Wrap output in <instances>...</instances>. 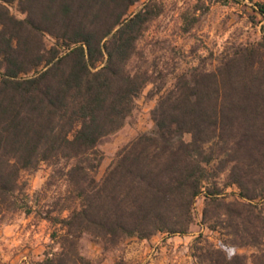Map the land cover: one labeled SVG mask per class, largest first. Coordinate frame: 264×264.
Wrapping results in <instances>:
<instances>
[{
	"label": "trees",
	"instance_id": "obj_1",
	"mask_svg": "<svg viewBox=\"0 0 264 264\" xmlns=\"http://www.w3.org/2000/svg\"><path fill=\"white\" fill-rule=\"evenodd\" d=\"M138 1L0 0V221L33 211L20 198L23 174L46 163L65 192L40 211L54 245L35 264H91L85 236L111 248L187 234L198 197L200 224L218 241L200 231L196 261L264 264V32L196 64L160 67L141 41L162 7L147 0L130 11ZM148 84L151 129L97 178L98 143Z\"/></svg>",
	"mask_w": 264,
	"mask_h": 264
},
{
	"label": "rangeland",
	"instance_id": "obj_2",
	"mask_svg": "<svg viewBox=\"0 0 264 264\" xmlns=\"http://www.w3.org/2000/svg\"><path fill=\"white\" fill-rule=\"evenodd\" d=\"M146 1L139 0L130 11L138 10ZM156 1L162 11L151 22L141 45L149 61L159 62L160 67L196 64L209 56L210 51L216 55L227 45L248 42L264 32V17L255 11L253 5L255 1L264 5V0ZM210 59L207 58L206 62ZM151 89V84L143 88L124 125L98 143L103 158L95 173L97 178L119 147L139 133L151 129L150 111L156 101ZM185 138L189 136L185 135ZM50 174L51 167L46 163L23 174L25 194L20 198L27 201L33 211L27 214L23 209H17L0 221V264H35L43 258L50 245H54L50 234L55 226L43 219L40 211L53 204L57 196L64 194L65 185L62 179L51 178ZM49 179L52 181L50 184ZM202 206L203 198L198 197L195 219L187 234L158 233L149 239L129 237L111 248H103L100 242L85 236L79 242L80 251L91 264H199L192 255L191 244L195 236L201 231L213 242L218 241L216 233L200 224ZM251 250L231 249L244 253Z\"/></svg>",
	"mask_w": 264,
	"mask_h": 264
}]
</instances>
